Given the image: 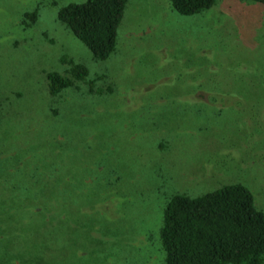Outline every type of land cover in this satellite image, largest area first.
Masks as SVG:
<instances>
[{"label":"rangeland","instance_id":"rangeland-1","mask_svg":"<svg viewBox=\"0 0 264 264\" xmlns=\"http://www.w3.org/2000/svg\"><path fill=\"white\" fill-rule=\"evenodd\" d=\"M69 1L0 0V264H161L173 192L238 181L264 211V6L126 0L95 60L56 17ZM69 60L86 80L49 96Z\"/></svg>","mask_w":264,"mask_h":264},{"label":"trees","instance_id":"trees-1","mask_svg":"<svg viewBox=\"0 0 264 264\" xmlns=\"http://www.w3.org/2000/svg\"><path fill=\"white\" fill-rule=\"evenodd\" d=\"M252 1L264 6V0ZM125 2L69 1L57 8L56 17L88 48L95 60H102L115 48ZM168 2L176 12L188 15L209 8L214 0ZM35 13L23 12L22 21L34 20ZM68 63L67 74L56 70L45 72L49 96H59L69 88L78 89L75 82L86 80L85 64L72 60ZM101 91L88 82L85 92L100 94ZM51 178L53 175L49 173H32L27 183L34 188ZM38 195L35 189L31 197ZM158 239L163 250L161 264H263L264 211L255 206L250 189L238 181L193 195L173 192L161 208Z\"/></svg>","mask_w":264,"mask_h":264}]
</instances>
